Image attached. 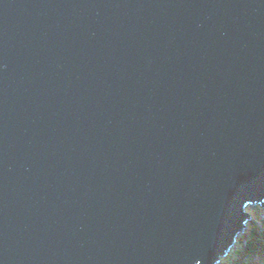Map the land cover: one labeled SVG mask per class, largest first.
I'll list each match as a JSON object with an SVG mask.
<instances>
[{
	"label": "water",
	"instance_id": "obj_1",
	"mask_svg": "<svg viewBox=\"0 0 264 264\" xmlns=\"http://www.w3.org/2000/svg\"><path fill=\"white\" fill-rule=\"evenodd\" d=\"M264 206V0H0V264L223 263Z\"/></svg>",
	"mask_w": 264,
	"mask_h": 264
},
{
	"label": "trees",
	"instance_id": "obj_2",
	"mask_svg": "<svg viewBox=\"0 0 264 264\" xmlns=\"http://www.w3.org/2000/svg\"><path fill=\"white\" fill-rule=\"evenodd\" d=\"M254 213V219L259 223V229L249 226L245 235L238 240V249L228 256L231 264L264 263V212ZM245 236V237H244ZM237 247V246H236ZM231 259V260H230Z\"/></svg>",
	"mask_w": 264,
	"mask_h": 264
},
{
	"label": "rangeland",
	"instance_id": "obj_3",
	"mask_svg": "<svg viewBox=\"0 0 264 264\" xmlns=\"http://www.w3.org/2000/svg\"><path fill=\"white\" fill-rule=\"evenodd\" d=\"M247 210H248V212H249V214H250V216H251V219H250V221L248 222V224L246 225V229L245 230H243V232L241 233V235H240V237L238 238V240L239 239H241L242 237V235H245L246 234V232H247V230H248V227L251 225V226H253V227H255L256 229H259V223H257L256 221H255V219H254V213L255 212H257L259 215H261L259 212L260 211H262V212H264V206H259V205H255L254 206V209L253 210H251V209H249L248 207H247ZM245 237V236H244ZM238 240L236 241V243H235V245L233 246V248L231 249V251H230V253L228 254V256L230 257L231 256V254L235 251V249H238ZM237 246V247H236ZM228 256L226 257V259H225V261L223 262V263H217V264H231V263H229V259H228ZM231 259H233V256H231ZM230 259V260H231ZM259 264H264L263 262L262 263H259Z\"/></svg>",
	"mask_w": 264,
	"mask_h": 264
}]
</instances>
